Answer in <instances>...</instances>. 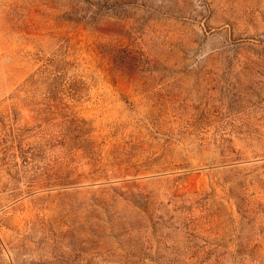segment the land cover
Listing matches in <instances>:
<instances>
[{"label":"rangeland","instance_id":"obj_1","mask_svg":"<svg viewBox=\"0 0 264 264\" xmlns=\"http://www.w3.org/2000/svg\"><path fill=\"white\" fill-rule=\"evenodd\" d=\"M0 264H264V0H0Z\"/></svg>","mask_w":264,"mask_h":264}]
</instances>
